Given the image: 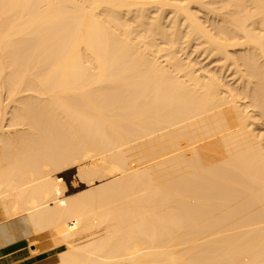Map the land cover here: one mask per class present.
I'll list each match as a JSON object with an SVG mask.
<instances>
[{"label": "bare ground", "instance_id": "6f19581e", "mask_svg": "<svg viewBox=\"0 0 264 264\" xmlns=\"http://www.w3.org/2000/svg\"><path fill=\"white\" fill-rule=\"evenodd\" d=\"M17 218L59 264H264V0H0Z\"/></svg>", "mask_w": 264, "mask_h": 264}, {"label": "crops", "instance_id": "0c3cea01", "mask_svg": "<svg viewBox=\"0 0 264 264\" xmlns=\"http://www.w3.org/2000/svg\"><path fill=\"white\" fill-rule=\"evenodd\" d=\"M33 238L34 234L25 219L0 221V264H59L65 249L52 247L38 250L39 244L32 241Z\"/></svg>", "mask_w": 264, "mask_h": 264}, {"label": "rangeland", "instance_id": "374dc122", "mask_svg": "<svg viewBox=\"0 0 264 264\" xmlns=\"http://www.w3.org/2000/svg\"><path fill=\"white\" fill-rule=\"evenodd\" d=\"M201 65H206L205 64V62L203 61V63L201 64ZM75 175H73L72 177H70L67 181H66V191H68L69 190V188L71 189L72 188V186H74L73 184H75V186L76 187H79V185L81 184L80 182H79V178H77V177H75ZM72 178H73V181H72ZM76 179V180H75ZM70 181V182H69ZM74 182V183H73ZM76 182V183H75ZM78 182H79V185H78ZM68 183H69V185H68ZM69 187V188H68Z\"/></svg>", "mask_w": 264, "mask_h": 264}]
</instances>
